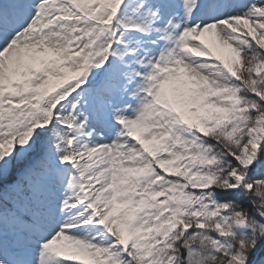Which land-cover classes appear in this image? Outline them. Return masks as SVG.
Listing matches in <instances>:
<instances>
[{
    "label": "snow or ice",
    "instance_id": "6c2138e0",
    "mask_svg": "<svg viewBox=\"0 0 264 264\" xmlns=\"http://www.w3.org/2000/svg\"><path fill=\"white\" fill-rule=\"evenodd\" d=\"M0 264H264V0H0Z\"/></svg>",
    "mask_w": 264,
    "mask_h": 264
}]
</instances>
